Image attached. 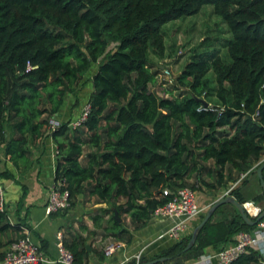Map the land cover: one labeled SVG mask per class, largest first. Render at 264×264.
Listing matches in <instances>:
<instances>
[{
    "label": "trees",
    "instance_id": "16d2710c",
    "mask_svg": "<svg viewBox=\"0 0 264 264\" xmlns=\"http://www.w3.org/2000/svg\"><path fill=\"white\" fill-rule=\"evenodd\" d=\"M206 4L229 37L222 49L195 53L170 84V90L186 91L163 97L153 90L162 69L154 71L152 58L166 55L163 26ZM29 63L34 68L27 71ZM94 65L88 118L75 129L71 119L51 129L67 95L79 91ZM49 136L58 147L55 182L65 180L70 200L55 213L93 198L107 204L92 216L104 238L131 244L133 232L145 228L180 187L216 197L238 182L229 194L264 210L256 172L264 160V0H0V145L11 164L25 170L33 158L29 143L38 148ZM0 175L14 178L10 171ZM250 176L256 185L247 190ZM21 225L7 208L0 210V261L25 236ZM256 228L236 205L224 203L191 249L185 251L192 232L152 258L143 254L141 263L168 257L186 264ZM67 234L64 243L76 264L105 260L107 246L93 245L89 235L98 233L87 224L78 230L70 224ZM263 262L248 247L231 264Z\"/></svg>",
    "mask_w": 264,
    "mask_h": 264
},
{
    "label": "crops",
    "instance_id": "0c3cea01",
    "mask_svg": "<svg viewBox=\"0 0 264 264\" xmlns=\"http://www.w3.org/2000/svg\"><path fill=\"white\" fill-rule=\"evenodd\" d=\"M95 68L97 69V66L93 68V71ZM88 86L89 94L87 101L93 92V84L91 81H89ZM77 99L79 100L78 91L67 95L66 101L55 118L61 122L69 119L74 120L78 116L80 108H82L83 104L86 102L85 101L80 106L79 100L78 106L75 104ZM6 129L8 133L7 137H12L14 135L13 131L9 128ZM29 148L33 150L31 162L25 170H17L9 161V157L3 152V150L5 151V146H1L0 173L10 171L14 175V178L10 179L0 175V188L4 189L5 208L9 210L12 222L22 224L20 233L29 235L40 247L42 245V240H44L43 244L45 248H47L46 252H44L49 257L55 258L57 255V235L61 232L65 238L69 237L67 234V227H69L68 222L70 221V216H72V214L62 213L58 215L55 212L48 214L46 211L49 193L55 184L58 151L57 142L52 136H49L40 143L38 148L32 143H29ZM254 181L256 180L253 176H250L245 189L250 190L253 185H256ZM237 184L238 182L231 184L227 190L223 193L219 192L216 197L215 194L200 191L197 194L198 200L202 205H209L216 201V199L228 195L227 191L233 186L235 188ZM87 203L88 205L95 203L94 198L91 201L82 202L80 204L84 205ZM95 205L104 206L106 204L95 203ZM200 220L201 218L191 221L189 234L191 232L193 233L195 227L200 223ZM171 224L172 221L170 219L153 217L145 228L133 232L134 239L131 244L127 245L122 242V246L116 248L110 256L106 255L105 260L97 264H125L127 261L133 259V253L140 249L144 250L143 254H145V256L150 258L154 257L157 253L175 243V240L169 237H159ZM73 225V230L79 229L78 224ZM87 225L93 230L91 224L87 223ZM81 233L87 236L88 231ZM97 233L99 234V232ZM97 236L93 238V235H89L90 240H94L93 245L96 247L98 245ZM260 243L262 253L264 254V239H262ZM88 249L91 250L89 245ZM216 252L214 248L209 247L204 253L203 261L194 260L186 264H218L217 258H213L211 262L205 260ZM95 261L96 260L93 259L91 264H94Z\"/></svg>",
    "mask_w": 264,
    "mask_h": 264
},
{
    "label": "built area",
    "instance_id": "2783aa9c",
    "mask_svg": "<svg viewBox=\"0 0 264 264\" xmlns=\"http://www.w3.org/2000/svg\"><path fill=\"white\" fill-rule=\"evenodd\" d=\"M34 68L30 63L27 71ZM162 80L165 85L174 82V77L169 68H164L161 73ZM166 81V82H165ZM207 108V107H205ZM91 112V104L87 101L81 110L78 117L71 121L70 126L75 129L79 127L89 116ZM61 125V121L57 119L51 120L50 128L56 129ZM58 152V151H57ZM245 175H243L244 177ZM65 180L55 182L50 190L48 202L46 204V211L48 214L63 210L70 205L69 191L65 189ZM234 188V186L232 187ZM230 188L227 191L232 190ZM165 195L170 194L167 189L164 191ZM172 199L166 204L159 206L154 211V218L170 219L172 224L159 237H169L173 240H181L189 234L191 221L195 219H202L212 204L202 205L197 197V192L191 187H180L172 193ZM0 210L5 209L4 189L0 188ZM252 218H257L263 209L256 205L253 201H247L243 204ZM264 239V218L257 223V228L252 231H240L234 240L224 246L222 249L214 253V255L207 257L205 260L209 262L213 258H217L218 264H231L241 254L245 253L248 247H253L258 250L264 258L261 250V240ZM122 246V243H114L105 248L106 255L110 256L113 251ZM144 250L137 253L135 258L137 264L141 263ZM204 255L198 260L203 261ZM264 263V262H263ZM0 264H76L75 257L70 249L65 246L63 233L57 235V255L55 258L49 257L29 235H25L15 240L6 250L4 259ZM160 264H172L164 262Z\"/></svg>",
    "mask_w": 264,
    "mask_h": 264
},
{
    "label": "rangeland",
    "instance_id": "374dc122",
    "mask_svg": "<svg viewBox=\"0 0 264 264\" xmlns=\"http://www.w3.org/2000/svg\"><path fill=\"white\" fill-rule=\"evenodd\" d=\"M226 27L227 25L222 22V18L213 12V6L211 4L204 5L197 14L166 23L163 26V30L167 52L163 58L153 55L152 58L156 63L153 65L154 71L157 69L163 70L164 68H169L175 79L181 73L184 65L191 59L192 56L195 55V53L200 54L203 52H208L210 47H218L222 49V41L225 39V37H227L226 39L229 37ZM208 40H210V42H208ZM222 52H224V50H222ZM94 67L96 66H93L86 76H84V84L78 91L80 106L85 101L87 102V97L89 94L88 83L94 71H96V68L93 71ZM157 78L158 79L153 90L157 91V93L163 97L179 95L182 93V91H186L181 87H176L174 90H170L172 88V85L170 84L172 83H168V86L165 85L162 80L161 72H159ZM82 108H80L78 116L80 115ZM198 192L200 191H197V194ZM101 207H108V205H95V203H92V205H88V203L84 205L78 204L74 207V209H68L65 211L64 214H72V216H70L71 218L68 222V226L71 224L73 227V224H78L79 227L81 223L91 224L93 230L99 232L97 236L98 245L111 246L114 243L119 242H116L111 236L104 238V235L102 234L103 230H98L97 227L93 226L92 216L99 214V209ZM61 212H64V210ZM128 222L129 217L126 216L125 224L127 225ZM142 250L143 249H140L134 252V255L132 256L136 257V254L142 252Z\"/></svg>",
    "mask_w": 264,
    "mask_h": 264
},
{
    "label": "water",
    "instance_id": "95a60500",
    "mask_svg": "<svg viewBox=\"0 0 264 264\" xmlns=\"http://www.w3.org/2000/svg\"><path fill=\"white\" fill-rule=\"evenodd\" d=\"M206 104V103H205ZM263 171H264V160L261 163V165L257 168L256 172L257 175L261 181V185L264 187V175H263ZM224 203H233L234 205L237 206V208L239 209L242 217L244 218V220L246 221V223H248L249 225H256L260 220H262L264 218V210L262 211V213L257 217V218H252L250 216V214L248 213V211L246 210L245 206L238 202L235 197L231 196V195H226L224 197H221L220 199H217L212 205L211 207L208 209V211L206 212V214L204 215L203 219L200 221V223L195 227L193 233H192V237L188 243V245L185 248V251L189 250L192 248L193 245H195L196 240H197V235L200 229H202L204 227V225L210 220V218L212 217L214 211L221 206ZM115 216L117 217V219H119V221H121L118 212H115ZM169 260L168 257H160L157 259H153L147 262H143L140 264H159V263H164L167 262Z\"/></svg>",
    "mask_w": 264,
    "mask_h": 264
},
{
    "label": "clouds",
    "instance_id": "9594fccd",
    "mask_svg": "<svg viewBox=\"0 0 264 264\" xmlns=\"http://www.w3.org/2000/svg\"><path fill=\"white\" fill-rule=\"evenodd\" d=\"M196 192H197V191H196ZM216 200H217V199H216ZM214 202H215V201H214ZM214 202H213V203H214ZM213 203H211V204H213Z\"/></svg>",
    "mask_w": 264,
    "mask_h": 264
}]
</instances>
